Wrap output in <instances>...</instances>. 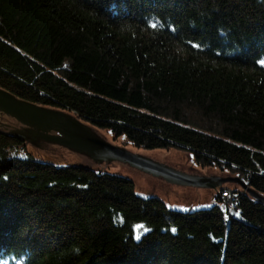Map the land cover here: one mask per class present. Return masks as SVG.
<instances>
[{
    "label": "trees",
    "instance_id": "16d2710c",
    "mask_svg": "<svg viewBox=\"0 0 264 264\" xmlns=\"http://www.w3.org/2000/svg\"><path fill=\"white\" fill-rule=\"evenodd\" d=\"M258 60L264 0H0V89L264 197ZM6 133L0 264H264V205L248 192L230 191L241 221L224 187L209 210H171L105 165L38 161Z\"/></svg>",
    "mask_w": 264,
    "mask_h": 264
},
{
    "label": "water",
    "instance_id": "95a60500",
    "mask_svg": "<svg viewBox=\"0 0 264 264\" xmlns=\"http://www.w3.org/2000/svg\"><path fill=\"white\" fill-rule=\"evenodd\" d=\"M0 114L15 120L20 128L6 133L8 136L29 143L48 154L60 156V151L49 144L76 154L89 164H120L131 174L137 187L144 196H160L162 192L178 197L182 202L191 203L199 200L201 189L216 190L229 183H238L259 204L264 205V197L248 190L238 178L205 177L189 167L159 163L155 159L136 155L124 148L113 146L100 135L74 116L51 109H43L17 99L12 94L0 89ZM55 132L57 136L49 134ZM39 142V145H37ZM61 157V156H60ZM62 158V157H61ZM88 159V160H87ZM236 212L231 218L241 220Z\"/></svg>",
    "mask_w": 264,
    "mask_h": 264
},
{
    "label": "rangeland",
    "instance_id": "374dc122",
    "mask_svg": "<svg viewBox=\"0 0 264 264\" xmlns=\"http://www.w3.org/2000/svg\"><path fill=\"white\" fill-rule=\"evenodd\" d=\"M19 128H20V126L15 120H13L9 117H6L3 114H0V130H6V131L10 132L11 130H15V129H19ZM97 133L100 134L107 141V143H109L113 146L124 148L128 152L136 154V155H141L144 157L155 159L163 165H165L166 163H170V164L186 166V167H189L193 170H196L198 173H200L201 175H203L205 177L216 176V177H220V178H238L239 179L238 174H231V173H228L226 171L222 172L217 168H208V167L201 168V167H198L197 165L194 164V162L192 160V156H190L187 152H184V151H179L176 149L152 150V151H148V150H144V149H137L131 145L129 146V144L126 142V140L124 138L114 139L108 132H103V131H97ZM49 146L53 149L59 150L60 156L62 158L59 155L48 154L39 148H35L33 145H31L27 142L25 143V145L23 147L27 153L31 154V156H33L38 161L58 162L59 165L82 164L83 160L81 158H79L76 154L69 152L68 150L61 148L59 146H55L52 144H49ZM103 168L105 170L109 171V173H111V174L121 175L123 177H127V178H130L131 180H133V177L131 176V174L128 173L120 164H113V167H112V165L108 164V165L103 166ZM133 182L135 184L136 195L139 197H146V196H144L143 191H141L137 187L136 182L134 180H133ZM221 187H224L226 189L225 191H227V192L231 191L232 194L234 193V191H239V192L244 191V189L238 183H234V182L229 183V184H225ZM219 189L220 188H218L216 190L201 189L199 191V200L195 203H191L189 207H187V205H188L187 202H182L178 197L170 196V195L166 194L165 192H162L160 194V196H153V197H157L158 199H160L162 202L165 203L167 208H169L171 210H176V211H180V212H192V211L195 212V211H199V210H208V208L213 207L215 205L214 204L215 200H216L215 198L218 195ZM232 194H231V201L229 199L227 200L228 204H234V202H235V201H232V200H234V197ZM221 196H222V194H221ZM230 202H233V203H230ZM228 207H229L228 211H229L230 215L232 212L237 213L238 209H233L231 206H228ZM230 218H231V216H230Z\"/></svg>",
    "mask_w": 264,
    "mask_h": 264
},
{
    "label": "snow or ice",
    "instance_id": "6c2138e0",
    "mask_svg": "<svg viewBox=\"0 0 264 264\" xmlns=\"http://www.w3.org/2000/svg\"><path fill=\"white\" fill-rule=\"evenodd\" d=\"M192 46H193L194 48H199V45H197V44H193ZM257 63H259L261 66H264V60H258ZM226 194H227V193H226ZM236 215L239 217V213H237ZM136 228H137V229H140V228H144V226H143V225H137ZM144 230H145V232L147 231L146 228H145ZM171 231H172V233L174 234L177 230H176L175 228H173ZM135 239H136L137 241H139V240L141 239L140 235L137 234V235L135 236Z\"/></svg>",
    "mask_w": 264,
    "mask_h": 264
},
{
    "label": "built area",
    "instance_id": "2783aa9c",
    "mask_svg": "<svg viewBox=\"0 0 264 264\" xmlns=\"http://www.w3.org/2000/svg\"><path fill=\"white\" fill-rule=\"evenodd\" d=\"M227 193V194H226ZM222 198L225 199L226 201L229 199L231 201V194L230 192H225L222 193Z\"/></svg>",
    "mask_w": 264,
    "mask_h": 264
},
{
    "label": "bare ground",
    "instance_id": "6f19581e",
    "mask_svg": "<svg viewBox=\"0 0 264 264\" xmlns=\"http://www.w3.org/2000/svg\"><path fill=\"white\" fill-rule=\"evenodd\" d=\"M129 146H130V144H129Z\"/></svg>",
    "mask_w": 264,
    "mask_h": 264
}]
</instances>
